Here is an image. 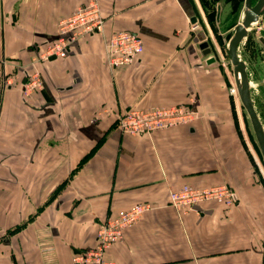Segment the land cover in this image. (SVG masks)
Wrapping results in <instances>:
<instances>
[{
  "label": "crops",
  "instance_id": "0c3cea01",
  "mask_svg": "<svg viewBox=\"0 0 264 264\" xmlns=\"http://www.w3.org/2000/svg\"><path fill=\"white\" fill-rule=\"evenodd\" d=\"M87 1L0 0V264H73L108 218L143 202L153 208L106 261L264 264L263 174L209 40L208 55L199 48L192 1L98 0L102 32L64 58L38 57L58 22ZM122 30L139 33L144 50L112 70L105 42ZM3 60L12 86L2 85ZM35 72L42 86L25 96ZM171 104L195 118L149 135L117 126L129 110ZM184 184L228 186L236 202L177 209L169 193Z\"/></svg>",
  "mask_w": 264,
  "mask_h": 264
},
{
  "label": "built area",
  "instance_id": "2783aa9c",
  "mask_svg": "<svg viewBox=\"0 0 264 264\" xmlns=\"http://www.w3.org/2000/svg\"><path fill=\"white\" fill-rule=\"evenodd\" d=\"M104 18L98 0H88L78 6L71 14L60 20L54 38L47 42L38 52V57L48 60L51 57H66L72 45L87 36L103 30ZM198 25L193 24V28ZM144 50L142 36L134 31L122 30L113 32L105 42L106 60L110 69L129 66L138 61ZM22 92L25 96L41 88L40 75L27 74ZM14 77V76H13ZM2 68V85H14V78ZM231 94H237L235 83L229 88ZM195 112L185 104L152 106L147 109L129 110L122 114L117 126L124 134L149 135L154 131L172 128L190 123ZM170 203L180 209L182 206L193 210L203 203L215 202L231 206L236 202L233 191L225 185L213 188H197L184 184L169 193ZM153 208L149 202L136 203L120 210L115 216L108 218L98 229L93 247L80 250L72 256L73 264H113L106 261L104 254L114 243L124 238L125 231Z\"/></svg>",
  "mask_w": 264,
  "mask_h": 264
},
{
  "label": "rangeland",
  "instance_id": "374dc122",
  "mask_svg": "<svg viewBox=\"0 0 264 264\" xmlns=\"http://www.w3.org/2000/svg\"><path fill=\"white\" fill-rule=\"evenodd\" d=\"M191 1L197 16L201 20L200 25L194 29L199 33L198 40H209L214 50L213 56L217 58L214 70H217V73L222 75L229 90V86L235 82V77L227 52L228 41L233 34L234 25L242 20L244 0ZM216 2L224 5L222 18L218 23L214 20L216 16ZM247 31L248 34L239 44L237 53L247 67L251 98L259 118L264 124V44L259 40L260 36L264 37V14ZM230 95L235 100L233 101L235 102V107L233 106L231 111L238 114L241 130L246 140L245 143L249 147L253 161L258 164L257 168L259 167L263 174L262 184L264 186V161L257 145L249 117L241 104L238 93L236 95L230 93ZM213 187L215 186L207 188Z\"/></svg>",
  "mask_w": 264,
  "mask_h": 264
},
{
  "label": "water",
  "instance_id": "95a60500",
  "mask_svg": "<svg viewBox=\"0 0 264 264\" xmlns=\"http://www.w3.org/2000/svg\"><path fill=\"white\" fill-rule=\"evenodd\" d=\"M221 10L222 5L221 3H218L216 11L217 23L220 21ZM242 14V20L234 25L233 34L228 41L227 52L232 65L233 75L235 77L234 83L237 88L239 99L249 117L257 145L264 161V126L261 122V119L259 118L251 98L247 67L245 62L239 58L237 53L239 44L246 38L248 34V27H250L252 23L257 22L264 14V0H244V9ZM190 21L194 24L196 17L191 15ZM259 40L264 44L263 36H260ZM199 48L204 55H208L211 51L207 41H202L199 44ZM213 61L214 57H209L207 60L208 63Z\"/></svg>",
  "mask_w": 264,
  "mask_h": 264
},
{
  "label": "flooded vegetation",
  "instance_id": "af4514ba",
  "mask_svg": "<svg viewBox=\"0 0 264 264\" xmlns=\"http://www.w3.org/2000/svg\"><path fill=\"white\" fill-rule=\"evenodd\" d=\"M217 5H218V2L216 3V11H217ZM222 5V4H221ZM222 8H223V5H222ZM221 12H222V10H221Z\"/></svg>",
  "mask_w": 264,
  "mask_h": 264
},
{
  "label": "bare ground",
  "instance_id": "6f19581e",
  "mask_svg": "<svg viewBox=\"0 0 264 264\" xmlns=\"http://www.w3.org/2000/svg\"><path fill=\"white\" fill-rule=\"evenodd\" d=\"M255 23H256V22H255ZM252 24H254V23H252ZM248 29H249V27H248ZM248 29H247V30H248ZM238 78H239V77H238ZM249 85H250V81H249ZM250 90H251V87H250Z\"/></svg>",
  "mask_w": 264,
  "mask_h": 264
},
{
  "label": "trees",
  "instance_id": "16d2710c",
  "mask_svg": "<svg viewBox=\"0 0 264 264\" xmlns=\"http://www.w3.org/2000/svg\"><path fill=\"white\" fill-rule=\"evenodd\" d=\"M217 3V2H216ZM215 15V14H214ZM214 20H215V17H214ZM264 125V124H263Z\"/></svg>",
  "mask_w": 264,
  "mask_h": 264
}]
</instances>
